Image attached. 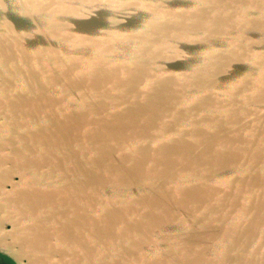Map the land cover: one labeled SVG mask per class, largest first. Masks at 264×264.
Listing matches in <instances>:
<instances>
[{
    "label": "water",
    "instance_id": "water-1",
    "mask_svg": "<svg viewBox=\"0 0 264 264\" xmlns=\"http://www.w3.org/2000/svg\"><path fill=\"white\" fill-rule=\"evenodd\" d=\"M0 264H264V0H0Z\"/></svg>",
    "mask_w": 264,
    "mask_h": 264
}]
</instances>
